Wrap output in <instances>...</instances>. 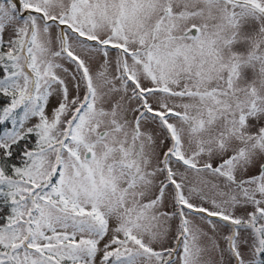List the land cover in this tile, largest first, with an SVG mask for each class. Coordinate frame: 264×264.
Segmentation results:
<instances>
[{"label":"snow or ice","instance_id":"obj_1","mask_svg":"<svg viewBox=\"0 0 264 264\" xmlns=\"http://www.w3.org/2000/svg\"><path fill=\"white\" fill-rule=\"evenodd\" d=\"M0 264H264V0H0Z\"/></svg>","mask_w":264,"mask_h":264},{"label":"trees","instance_id":"obj_2","mask_svg":"<svg viewBox=\"0 0 264 264\" xmlns=\"http://www.w3.org/2000/svg\"><path fill=\"white\" fill-rule=\"evenodd\" d=\"M5 102H6L5 99L0 97V104H3ZM2 209H3V205H2V203H0V210H2Z\"/></svg>","mask_w":264,"mask_h":264}]
</instances>
